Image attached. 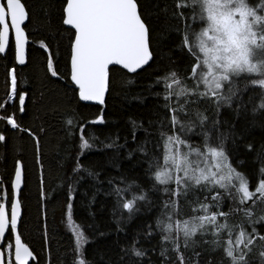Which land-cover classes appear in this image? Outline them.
<instances>
[{
  "label": "snow or ice",
  "instance_id": "obj_1",
  "mask_svg": "<svg viewBox=\"0 0 264 264\" xmlns=\"http://www.w3.org/2000/svg\"><path fill=\"white\" fill-rule=\"evenodd\" d=\"M148 15L141 0H60L56 31L60 39L67 41L65 72L62 75L57 67L59 46L53 53L51 45L43 40L38 44L46 54L42 70L50 78L64 80L81 106L87 107L89 102L104 106L113 70L139 75L151 67L154 52ZM172 16L178 47L185 52L189 67L184 75L172 69L148 85L149 90L162 88L150 91L163 101L159 105L164 110L161 117L149 121L150 127L156 125V139H148L153 133L143 128L145 138L138 141L136 133L142 125L130 121L131 141L136 147L127 153L129 158L134 152L141 154L147 165L149 190L166 198L153 205L157 208L153 221L146 222L143 232H138L131 245L121 251L131 264H144L148 249L137 247V243L141 236L147 241L158 236L160 264H168L170 253L175 254L171 264H186L184 253L194 249L198 239L211 237L205 243L209 251L221 253V264H251L257 245L255 255L264 264V214L257 216L254 211L264 205V166L258 169L254 183L234 166L229 141L235 144L236 121L232 120L229 127V121L222 119L225 109L238 117L252 103L257 90L259 102L252 112L264 111V0H174ZM29 19L24 0H0V59L11 65L6 68L7 91L5 101L0 102V121L5 130L27 134L33 142L40 197L48 199L50 194L43 191L40 151L45 128L41 125L33 131L17 118V113L26 111L28 95L19 86L16 71L18 66H27ZM62 121L66 134L78 140L71 173L63 182L66 190L62 217L73 240L71 264H91L84 256L90 239L83 225L74 220V185L84 178L81 173L96 183L100 181L99 172L81 160L92 150L113 149L119 155L120 149L127 150L128 138L118 144V136H108L105 142L95 132L86 131L105 124L102 108L92 119L72 109L63 114ZM8 143L4 130H0V146ZM247 148L251 150L252 145ZM26 181L27 167L20 158L14 160L6 177H0V264H40V257L22 238L24 201L28 199L24 194ZM107 183V194L115 199L113 214L121 212L113 222L116 231H123L121 222L139 213L140 203L153 202L135 180L108 177ZM185 204L189 214L183 211ZM233 217H239V222ZM43 239L46 264H52L46 234ZM199 255L194 252L191 264H198L195 257Z\"/></svg>",
  "mask_w": 264,
  "mask_h": 264
},
{
  "label": "trees",
  "instance_id": "obj_2",
  "mask_svg": "<svg viewBox=\"0 0 264 264\" xmlns=\"http://www.w3.org/2000/svg\"><path fill=\"white\" fill-rule=\"evenodd\" d=\"M255 2L257 0H250V3ZM24 3L30 14L27 23L30 44L27 66H18L16 74L19 86L25 89L28 95L26 111L23 114L17 113V118L33 131H38L41 125L45 128L41 136L40 151L44 164L43 191L50 195L48 199L40 197L41 186L34 167L33 142L27 134L10 128L5 130L3 122L0 121V130H4L9 140L7 146H0V177H6V172L11 170L17 158L22 159L27 167L24 194L28 199L24 201L26 223L21 229L22 238L40 257V264H46L43 239L46 234L50 244L52 264H71L73 256L69 250L73 246V240L62 217L66 190L63 182L65 177L71 173L72 158L77 152L78 140L75 136L70 138L66 134L62 117L65 112L75 109L84 117L92 119L100 114L102 108L105 124L86 131L95 132L100 140H105L108 136H118V144H123L127 137V150L120 149L119 155H116V150L113 149L92 150L82 158L83 164L92 166L94 171L99 172L100 183H96L86 174L81 173L84 178L74 185L77 189L74 220L83 225L90 239L84 256L91 264H131L129 257L124 255L121 249L131 245L137 233L143 232L146 222L153 221L157 215V208L153 205H158L160 200L166 197L159 192L149 190L151 183L145 173L147 165L143 163L141 154L134 152L131 158L127 155L136 147L131 141L130 121L134 120L142 125L136 133L138 141L145 138L143 128L153 133L148 139L155 140L156 125L152 124L150 127L149 121L158 120L164 110L159 107L163 101L151 95L150 91H162V88L154 86L149 90L148 85L156 76H162L172 69L184 75L189 67L185 52L178 47L179 38L173 30L176 25L172 16L174 0H141L144 10L149 13L147 22L151 28L154 52L151 67H147L139 75H129L113 70L105 105H88L87 107L81 106L73 99L64 80L50 78L42 70L46 54L38 47L41 40L51 45L53 53L59 46L57 67L62 75L65 72L64 45L67 41L60 39L56 31L60 0H24ZM165 8L167 11H164ZM9 66L11 65L8 61L0 59V102H4L6 98V68ZM129 80L131 83L128 82ZM244 99L247 101L248 94H245ZM258 102L257 90L252 103L247 104L238 117L227 109L223 110L224 116L222 117L229 121L227 125L229 127L232 120L236 121L235 144L229 141V147L233 152V164L249 178L251 183L255 182L258 169L264 166V111L252 112L253 106ZM248 144L252 145L251 150L247 148ZM96 147L100 149L99 143ZM14 148L20 151L17 152ZM120 176L129 181L135 180L140 184L148 192V197L153 204L140 203L138 205L140 212L126 223L122 221L123 231L118 232L113 221L116 216L121 215V212L117 210L115 215L113 214L115 199L107 194L110 188L107 178ZM76 180L77 177L73 176V181ZM225 210H227L226 207ZM183 211L185 214L190 213L187 204L183 206ZM254 211L257 216L264 214V205H258ZM123 216L126 217L127 213L124 212ZM239 219V217H233L235 222H239ZM89 224L93 227L89 228ZM101 232L104 233L103 236L97 234ZM209 239L211 237L198 239L195 248L184 253L186 264H191L194 252L200 253L199 257H195L198 264H207L209 260L211 264H221V253L209 251V245L205 243ZM137 247L148 249L147 255L143 258L144 264H148L149 261L151 264H160L158 236L151 241L144 240L141 236ZM153 248L155 251L152 250ZM258 248L259 245L253 250L254 254L250 258L251 264H261L258 255H255ZM122 256L123 260H121ZM170 256L168 264L175 259V254L170 253Z\"/></svg>",
  "mask_w": 264,
  "mask_h": 264
},
{
  "label": "water",
  "instance_id": "obj_3",
  "mask_svg": "<svg viewBox=\"0 0 264 264\" xmlns=\"http://www.w3.org/2000/svg\"><path fill=\"white\" fill-rule=\"evenodd\" d=\"M20 67H22V66H20ZM129 75H133V74H129ZM108 91H109V90H108ZM107 95H108V92L106 93V98H107ZM88 105H90V106H100V105H96V104L91 103V102H89Z\"/></svg>",
  "mask_w": 264,
  "mask_h": 264
}]
</instances>
